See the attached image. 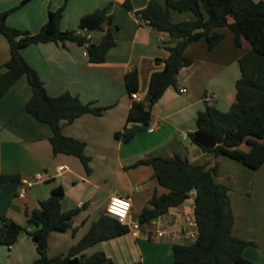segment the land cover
Instances as JSON below:
<instances>
[{
    "label": "crops",
    "instance_id": "0c3cea01",
    "mask_svg": "<svg viewBox=\"0 0 264 264\" xmlns=\"http://www.w3.org/2000/svg\"><path fill=\"white\" fill-rule=\"evenodd\" d=\"M22 1L0 0V12ZM125 1L132 6L131 10L124 7ZM148 1L68 0L60 21L62 30L77 29L82 15L110 5L109 13L113 19L105 29L111 31L115 43L102 63L89 62L85 47L71 41L31 44L21 49L50 96L69 92L83 102H94L95 106L106 109L101 115L85 113L71 123L62 122L63 135L85 143L84 152L90 158L91 168L87 173L77 156L54 154L50 126L26 112L25 104L31 96L26 76L20 77L0 95V175L17 176L15 181L0 183V215L24 226L26 213L38 207L39 202L60 185L63 211L85 204L73 216L69 229L49 233L47 255H64L105 211L112 195L129 197L131 218L136 219L153 193L167 192L153 177L152 166L131 167L135 161L179 153L190 163L206 164L208 168L219 163V172L214 179L229 187L234 214L232 232L237 237L253 241L255 245L247 246L243 255L253 264H264V163L258 169H250L235 160L216 158L185 144L188 133L196 127L197 113L206 104L226 111L235 101V82L240 76L238 58L246 44L236 47L233 32L227 26L215 28L224 37L212 49L207 48L203 38L189 43L184 53L192 62L179 70L177 86L168 87L153 105L150 121L154 124L153 130L149 131L148 125L140 123L125 125L132 104L124 84L125 73L137 69V93L145 100L150 75L163 68L162 64L156 63V58L164 59L168 55L163 47V42L169 41L167 33L140 22L135 15ZM62 4L63 0H27L11 11L6 21L15 28L36 33L47 21L48 12L57 10ZM183 13L187 12L172 10L171 19L178 22L193 18L191 12ZM102 35L103 32H99L96 38L90 34L95 42ZM9 56V43L0 33L2 71ZM181 89L186 91L181 92ZM206 95H211V99L205 100ZM117 131H131L135 136L123 142L115 137ZM61 166L63 168L59 169ZM36 173L42 174L44 181L29 188L23 199L17 198L21 181ZM237 175L243 178L238 186L231 183ZM183 206L186 204L171 208L161 216L164 225L170 221L168 214ZM173 243L127 232L85 249L84 254L103 251L115 264H174ZM37 257L35 242L26 232H21L10 247L0 245V264H29Z\"/></svg>",
    "mask_w": 264,
    "mask_h": 264
},
{
    "label": "trees",
    "instance_id": "16d2710c",
    "mask_svg": "<svg viewBox=\"0 0 264 264\" xmlns=\"http://www.w3.org/2000/svg\"><path fill=\"white\" fill-rule=\"evenodd\" d=\"M19 5L0 12V33L10 48V56L0 69V95H3L20 77L26 76L31 87V96L25 104L26 112L36 120L50 126V142L53 153L77 156L87 173H90V158L85 154V143L62 134V122L71 123L75 118L92 113L101 115L106 107L95 106L94 102H83L77 95L64 92L50 96L36 70L25 60L21 49L31 44L67 41L85 47L88 61L102 63L107 51L113 47L114 39L109 29L113 15L110 5L97 8L81 16L79 26L73 30H62L60 21L68 0L57 10L48 12V19L41 29L33 33L9 25L6 21L11 11ZM124 7L131 10L128 1ZM191 12L192 19L174 22L171 11ZM140 22L153 29L167 33L169 41L163 42L168 51L161 70L152 72L146 99L132 100L126 123L149 125L152 107L170 86H177V74L189 66L192 59L185 55V48L193 41L205 39L208 49L214 48L224 37L215 30L227 26L234 35L236 47L246 44L238 58L240 76L235 82V101L228 110L222 111L206 104L197 113L196 127L188 133L191 143L204 153L214 157H227L250 169H258L264 163V0H149L146 6L135 12ZM85 30L83 33L82 31ZM103 32L98 42L87 39L85 33ZM136 68L124 75L128 95L138 91ZM115 137L123 142L130 141L135 134L117 131ZM150 165L153 177L167 192L153 193L148 204L137 215L143 226H150L169 209L180 206L195 190L194 215L197 222V238L192 243L174 242L172 254L174 264H253L243 255V250L253 241L237 237L232 232L234 214L229 196V187L218 183L219 163L208 168L206 164H193L179 153L172 156H151L135 161L131 167ZM17 180L16 175H0V183ZM63 189L55 186L48 198L26 213V225L22 226L5 215H0V245L10 247L21 232H26L35 242L38 257L29 264H115L105 252L97 251L85 255L84 250L95 244L129 232L128 227L105 211L92 222L88 231L66 254L47 255L50 232H64L72 225V218L82 208L63 211L61 201Z\"/></svg>",
    "mask_w": 264,
    "mask_h": 264
},
{
    "label": "built area",
    "instance_id": "2783aa9c",
    "mask_svg": "<svg viewBox=\"0 0 264 264\" xmlns=\"http://www.w3.org/2000/svg\"><path fill=\"white\" fill-rule=\"evenodd\" d=\"M82 32L84 33L85 30ZM85 36L87 39L91 38L89 33H85ZM180 91L185 92L186 89H181ZM130 98L137 101L142 100L136 92L131 93ZM209 99H211V95H206L205 100ZM153 127L154 124L149 123L148 130L152 131ZM62 168L63 166L59 167V169ZM43 181L44 177L40 173H36L30 178L23 179L17 190V198L23 199L29 188L35 183ZM194 197L195 190H192L184 202L186 206L168 214V216H170V221L168 220L166 225H164V221L161 220V216L154 220L150 226H143L137 219H132L131 200L127 196L112 195L105 207V212L116 217L122 224H125L128 227L129 232L135 236L142 235L147 238H160L174 242L192 243L197 238V222L194 215Z\"/></svg>",
    "mask_w": 264,
    "mask_h": 264
},
{
    "label": "rangeland",
    "instance_id": "374dc122",
    "mask_svg": "<svg viewBox=\"0 0 264 264\" xmlns=\"http://www.w3.org/2000/svg\"><path fill=\"white\" fill-rule=\"evenodd\" d=\"M187 13H188V14H191V13H189V12H187ZM187 13H183V14H187ZM91 34H94V36L97 38L98 35H99V32H98V31H95V32H92ZM204 41H205V39H204ZM205 43H206V42H205ZM206 46H207V45H206ZM185 144L190 145L191 148L196 149L198 152H200L199 147H198L197 145L191 143L189 139L186 141ZM238 164H240V163H238ZM241 166H242V165H241ZM242 179H243V178H242L241 175H237V176H235L233 179H231V183H232L233 185L238 186V185H240V184L242 183ZM228 182H229V181H228Z\"/></svg>",
    "mask_w": 264,
    "mask_h": 264
}]
</instances>
